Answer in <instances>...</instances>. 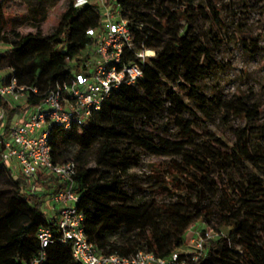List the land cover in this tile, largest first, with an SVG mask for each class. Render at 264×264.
I'll return each instance as SVG.
<instances>
[{"label": "trees", "instance_id": "16d2710c", "mask_svg": "<svg viewBox=\"0 0 264 264\" xmlns=\"http://www.w3.org/2000/svg\"><path fill=\"white\" fill-rule=\"evenodd\" d=\"M14 1H0V80L4 84L15 77L26 88V100L17 104L0 96V112L8 124L40 105L72 72L81 73V56L97 41L88 31L104 30L100 6L77 7L74 0L48 36L8 30L7 7ZM111 2L106 0L107 7ZM115 2L111 11L120 10L127 21L135 52L150 50L156 55L146 59L142 78L133 85L122 84L79 129L84 140L63 127H54L50 135L54 162L77 164L75 189L89 241L103 255L146 251L161 258L176 252L186 257L182 249L194 228L188 212L192 207L201 218L216 215L218 221L213 230L218 238L208 240L192 264H264V124L257 110L201 92L207 71L219 63L214 47L194 35L191 27L210 12L196 0ZM211 14L212 20L219 19L216 6ZM135 58V53L124 52V63ZM143 105L165 112V128L177 129L178 139L160 138L162 127ZM215 118L225 125L244 120L248 133L230 145L206 126ZM90 150L95 152L94 165L83 158ZM2 151L0 137V178L12 184L9 195L0 189V264H33L42 252L38 229L51 228L59 237L58 217L47 219L42 197L27 191L28 181L3 162ZM145 154L160 164L151 166L145 190L149 194L138 198L125 187L132 179L130 169ZM219 171L224 182L217 187L215 201L211 184ZM37 186L49 195L61 185L48 177ZM166 194L174 200H156ZM222 228L229 235L222 234ZM45 252L43 264H79L71 245L59 239Z\"/></svg>", "mask_w": 264, "mask_h": 264}, {"label": "built area", "instance_id": "2783aa9c", "mask_svg": "<svg viewBox=\"0 0 264 264\" xmlns=\"http://www.w3.org/2000/svg\"><path fill=\"white\" fill-rule=\"evenodd\" d=\"M77 7L99 5L106 10L104 30H89L88 35L97 41L81 56V73L72 72L70 78L57 84L44 99L23 118L8 124L6 115L0 112V137L2 138L3 162L28 181L27 191L47 197L57 210L59 237L51 228L41 227L37 231L42 252L33 264H43L45 250L58 239L70 244L74 260L79 264H192L196 263L204 246L210 239L218 238L213 230L197 233L189 243L193 250L161 258L154 253L138 251L129 256L103 255L89 241L85 229V214L78 208L80 196L75 189L74 177L77 164L74 161L56 163L50 135L54 127L66 130L81 129L93 113L100 111L105 101L122 84L133 85L143 77V65L154 51L135 52L134 38L127 21L120 14L108 12L106 0H74ZM135 53L134 61L124 63V52ZM26 88L20 86L15 77L0 86V96L17 104H24ZM35 93L37 90H33ZM52 178L61 185L55 192L46 194L37 182ZM183 253V252H182ZM190 255V256H189Z\"/></svg>", "mask_w": 264, "mask_h": 264}, {"label": "rangeland", "instance_id": "374dc122", "mask_svg": "<svg viewBox=\"0 0 264 264\" xmlns=\"http://www.w3.org/2000/svg\"><path fill=\"white\" fill-rule=\"evenodd\" d=\"M1 1V0H0ZM53 0H15L7 7L9 14L8 30H16L23 34L39 33L48 36L56 30L61 16L69 0H58L52 5ZM115 0H112L108 12H112ZM196 4L210 12V16L199 18L191 27L194 35L201 37L206 44L214 47L216 61L219 63L216 69L208 70L202 83V94L211 97L215 94L222 99L233 100L242 103L250 109L259 112V122L264 124V0H196ZM219 9V19L212 20L211 7ZM120 14V10L112 12ZM106 10L101 11L102 23L106 21ZM123 18V17H122ZM2 84L0 80V85ZM190 107H194L188 95L184 96ZM148 115L155 123L161 126L160 138L178 139V130L166 129L167 117L165 112H156L143 105ZM211 130L224 138L230 145L239 141L242 133H248V124L244 120L234 119L230 125H225L219 118L206 124ZM75 134L83 139V132L75 130ZM94 143V141H93ZM83 158L90 164H95V152L90 150L83 154ZM160 164V161L145 154L138 165L130 169L131 180L125 189L130 194H138V198L144 197L148 190L149 175L152 165ZM14 174L18 172L14 169ZM224 182L223 173L218 172L213 177L210 194L215 201L218 199L217 187ZM11 182L7 178H0V189L11 194ZM43 210L46 217L51 220L57 216L58 208L49 202L45 196L42 198ZM156 200L172 202V195H157ZM189 216L194 223L190 232V239L197 233L215 230L218 225L216 215L201 218L200 213L194 208L188 209ZM222 234L229 235V230L221 229ZM193 250L188 242L182 251L187 253Z\"/></svg>", "mask_w": 264, "mask_h": 264}, {"label": "bare ground", "instance_id": "6f19581e", "mask_svg": "<svg viewBox=\"0 0 264 264\" xmlns=\"http://www.w3.org/2000/svg\"><path fill=\"white\" fill-rule=\"evenodd\" d=\"M152 51H149V54H151Z\"/></svg>", "mask_w": 264, "mask_h": 264}, {"label": "clouds", "instance_id": "9594fccd", "mask_svg": "<svg viewBox=\"0 0 264 264\" xmlns=\"http://www.w3.org/2000/svg\"><path fill=\"white\" fill-rule=\"evenodd\" d=\"M81 2H83V0H81Z\"/></svg>", "mask_w": 264, "mask_h": 264}]
</instances>
